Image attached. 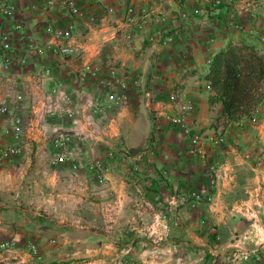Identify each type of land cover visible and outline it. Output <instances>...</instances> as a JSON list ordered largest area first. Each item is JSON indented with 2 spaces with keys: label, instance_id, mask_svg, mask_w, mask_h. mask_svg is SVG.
<instances>
[{
  "label": "crops",
  "instance_id": "1",
  "mask_svg": "<svg viewBox=\"0 0 264 264\" xmlns=\"http://www.w3.org/2000/svg\"><path fill=\"white\" fill-rule=\"evenodd\" d=\"M15 1L12 19L37 44L43 23L71 20L75 50L38 54L5 23L13 49H0V144L18 151L0 158V264H264V96L224 123L204 78L229 38L264 55V0H78L79 17L57 0L46 10ZM91 66L95 75L80 79ZM108 67L124 99L117 82L102 83ZM172 87L191 103L204 157L176 126L154 127ZM12 114L24 119L17 141ZM56 152L65 159L52 163ZM93 158L101 182L86 169Z\"/></svg>",
  "mask_w": 264,
  "mask_h": 264
},
{
  "label": "built area",
  "instance_id": "2",
  "mask_svg": "<svg viewBox=\"0 0 264 264\" xmlns=\"http://www.w3.org/2000/svg\"><path fill=\"white\" fill-rule=\"evenodd\" d=\"M53 0H33L29 3V8L32 10H46L49 5H51ZM60 7L65 9L70 15L74 17H79L83 13V8L81 7L78 0H57ZM17 4L15 0H0V49L2 50H12L13 49V40L8 30L5 26L7 21H10L11 31L22 33L25 41L29 46H31L36 53L43 54L45 50L51 53H60L71 54L74 53L75 48L69 43V39L72 35L73 22L67 20L62 24L45 22L42 24V31L44 33V40L41 44H37L34 40V36L25 33L23 31L22 23L19 20H13L12 15L16 10ZM107 12L113 11L112 5H107L105 7ZM123 22L127 25L136 23V18L133 13V7L127 4L124 7ZM89 19L92 20L93 16L90 15ZM236 26V25H235ZM128 35V34H127ZM18 61L20 63L24 62V57L19 56ZM96 66L84 67L82 72H79V78L82 79L84 75L94 76L97 72ZM42 72L47 74L49 72L48 67H43ZM114 82H117L120 86V93L116 99H124L125 97V83L117 77L116 70L114 67H108L105 71V74L102 77V83L106 86H112ZM133 85L138 83L136 77L131 80ZM16 98H19V95H15ZM165 102L167 108L155 110L153 115V124L154 127L159 126L160 123L176 126L179 130L183 131L188 135L189 143L195 151L199 152L202 157V148L201 144L203 143V137L200 132L191 131L188 122L187 114L190 112L191 103L188 99H181L177 90L172 87L166 92ZM2 110H8L7 104L2 103L0 105ZM75 112L74 109L67 110L68 115H73ZM24 126V119L18 114H12L10 117V129L11 134L14 138V141H17L21 134ZM221 139L220 136L215 138L216 141ZM55 144L59 145L60 143L55 139ZM18 151V146L15 143L7 146H2L0 144V158H7ZM65 159L63 152H56L54 157L51 159L52 163H58ZM208 171L210 175V180L213 181L216 178V168L214 164H208ZM86 169L90 170L93 176L97 181H102L104 174V165L99 159H91L86 162ZM29 248L34 250L35 245L30 243ZM241 258L247 256V251L245 250L239 255Z\"/></svg>",
  "mask_w": 264,
  "mask_h": 264
},
{
  "label": "trees",
  "instance_id": "3",
  "mask_svg": "<svg viewBox=\"0 0 264 264\" xmlns=\"http://www.w3.org/2000/svg\"><path fill=\"white\" fill-rule=\"evenodd\" d=\"M204 78L209 102L221 103L215 119L235 120L248 115L264 96V55L244 38H229L212 53Z\"/></svg>",
  "mask_w": 264,
  "mask_h": 264
},
{
  "label": "rangeland",
  "instance_id": "4",
  "mask_svg": "<svg viewBox=\"0 0 264 264\" xmlns=\"http://www.w3.org/2000/svg\"><path fill=\"white\" fill-rule=\"evenodd\" d=\"M93 159H96V158H93ZM97 159H99V158H97ZM89 160H91V159H89ZM99 160H101V159H99ZM103 163V162H102ZM104 165V164H103ZM104 175V174H103ZM94 177V176H93ZM95 178V177H94ZM96 179V178H95ZM103 180V179H102ZM99 182H101V181H99ZM80 211V210H79Z\"/></svg>",
  "mask_w": 264,
  "mask_h": 264
}]
</instances>
